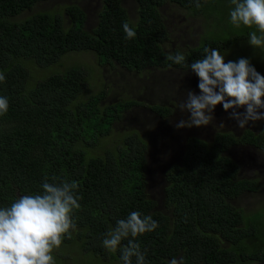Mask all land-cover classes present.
Returning a JSON list of instances; mask_svg holds the SVG:
<instances>
[{
	"label": "trees",
	"instance_id": "trees-1",
	"mask_svg": "<svg viewBox=\"0 0 264 264\" xmlns=\"http://www.w3.org/2000/svg\"><path fill=\"white\" fill-rule=\"evenodd\" d=\"M43 1L0 0V72L6 77L0 82V96L9 102L6 114L0 115V207L20 195L40 194L46 178L78 185L82 199L72 213L76 227L54 247L55 264H122L120 250L107 251L102 239L133 211L158 223L152 232L135 238L146 250L147 264H167L174 257H182L183 264H264V210L248 212L232 204L240 195L259 190L260 182L240 177L238 165L226 154L236 144L264 149V132L249 129L240 137L224 132L211 141L188 137L180 159L165 168L162 198L156 201L147 195L146 138L138 130L113 131L114 123L139 102L101 105L102 92L81 100L86 89L82 71L53 66L69 53L91 52L102 66L137 73L150 68L187 70L166 59L168 53L180 51L164 48L169 36L160 8L173 3L225 25L230 23V0H208L222 16L206 11L204 0H199V8L195 0H135V22L122 0H100L89 29L78 5L66 6V17L31 13ZM125 21L135 23V39H125ZM254 30L241 26L222 38L204 37L181 53L191 64L203 56L204 47L226 49L233 61L248 58L264 76V49L248 44ZM150 111L160 118L173 113L164 105L150 106ZM114 133V144L106 148L101 142ZM128 239L132 237L122 245Z\"/></svg>",
	"mask_w": 264,
	"mask_h": 264
},
{
	"label": "rangeland",
	"instance_id": "rangeland-1",
	"mask_svg": "<svg viewBox=\"0 0 264 264\" xmlns=\"http://www.w3.org/2000/svg\"><path fill=\"white\" fill-rule=\"evenodd\" d=\"M99 1L46 0L37 3L31 13L48 11L66 17L64 15L66 6L78 5L86 13V27L89 29L96 22L97 10L100 7ZM207 2L208 0H204L206 11H213L218 16H222L219 9L215 10ZM122 5L126 8L130 19L135 22L137 19L136 1L122 0ZM160 12L169 36V40L164 45L167 52L173 49L184 52L188 48L200 44L204 37L222 38V36H227L230 29L237 31L228 21L222 26L217 23L215 18L209 19L201 15H193L173 3L163 4ZM25 14H30V12ZM220 52L224 55L225 62L234 60V56L229 50L223 49ZM53 66L58 71L66 70L69 66L78 67L82 71L86 89L81 100L100 95L102 92L105 94V98L99 100L101 105L108 106L126 100L139 102V105L124 112L119 122L114 123L113 131L121 134L129 130H138L146 138L149 143L146 151L149 160L147 172L151 176L147 182V195L148 198H153L156 201L162 198L160 181L163 172L167 166L180 159L188 137L211 141L219 133L224 132L232 133L235 137H240L244 131L249 129L255 134L264 132V120L250 121L245 128H239L237 122L229 118L232 110L226 112L222 105L215 107L214 119L209 125L176 128V123L181 119H187L190 115L178 109V105L186 98V91L191 90L199 93L198 77L190 68L187 70L150 68L137 73L118 65H114V67L102 66L91 52L69 53L60 59L59 64ZM154 105L170 107L173 113L167 118H160L156 113L150 111V106ZM237 111L242 112L244 108L241 107ZM115 133L114 139H104L101 142L106 148L114 144L117 136ZM226 154L237 163L240 177L255 178L260 182L259 190L253 194L240 195L233 200L232 204L248 212L258 208L264 210V151H258L251 145L236 144L231 146Z\"/></svg>",
	"mask_w": 264,
	"mask_h": 264
},
{
	"label": "clouds",
	"instance_id": "clouds-1",
	"mask_svg": "<svg viewBox=\"0 0 264 264\" xmlns=\"http://www.w3.org/2000/svg\"><path fill=\"white\" fill-rule=\"evenodd\" d=\"M230 23L235 28L252 26L248 44L264 49V0H230ZM195 6H201L195 0ZM125 39L136 37V25L131 21L122 24ZM166 59L175 65L191 69L198 77L199 93L186 91V98L178 105L181 112L190 115L175 124L176 128L209 125L213 112L222 105L230 119L241 129L251 121L264 120V76L248 58L225 62L217 48H203V56L191 64L181 52L168 53ZM6 79L0 72V82ZM8 98L0 96V115L6 114ZM243 107L244 111L237 109ZM257 148V147H256ZM237 164V163H236ZM42 192L35 195H20L9 206L0 207V264H55L52 252L59 247L62 237L74 230L72 218L80 208L78 185L75 182H52L47 178L41 185ZM158 227L151 215L133 211L124 219L116 221L102 239V247L109 252L120 250L122 264H147L146 250L142 251L135 241L139 235L152 232ZM128 239L126 244L122 241ZM167 264H183V258H172Z\"/></svg>",
	"mask_w": 264,
	"mask_h": 264
},
{
	"label": "flooded vegetation",
	"instance_id": "flooded-vegetation-1",
	"mask_svg": "<svg viewBox=\"0 0 264 264\" xmlns=\"http://www.w3.org/2000/svg\"><path fill=\"white\" fill-rule=\"evenodd\" d=\"M246 145H248V144H246ZM257 150H258V151H264V149H260V148H257Z\"/></svg>",
	"mask_w": 264,
	"mask_h": 264
}]
</instances>
